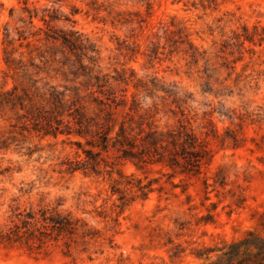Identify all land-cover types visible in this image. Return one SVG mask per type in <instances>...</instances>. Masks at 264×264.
<instances>
[{"label": "rangeland", "instance_id": "374dc122", "mask_svg": "<svg viewBox=\"0 0 264 264\" xmlns=\"http://www.w3.org/2000/svg\"><path fill=\"white\" fill-rule=\"evenodd\" d=\"M263 214L264 0H0V264H202Z\"/></svg>", "mask_w": 264, "mask_h": 264}, {"label": "trees", "instance_id": "16d2710c", "mask_svg": "<svg viewBox=\"0 0 264 264\" xmlns=\"http://www.w3.org/2000/svg\"><path fill=\"white\" fill-rule=\"evenodd\" d=\"M264 224V214H263ZM202 264H264V234L248 230L242 237L213 249Z\"/></svg>", "mask_w": 264, "mask_h": 264}]
</instances>
